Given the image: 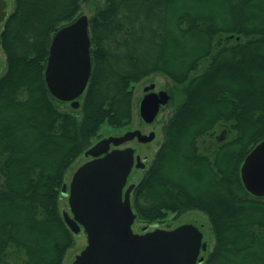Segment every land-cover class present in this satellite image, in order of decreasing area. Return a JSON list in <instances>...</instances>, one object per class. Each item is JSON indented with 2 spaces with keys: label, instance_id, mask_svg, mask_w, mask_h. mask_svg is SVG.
Listing matches in <instances>:
<instances>
[{
  "label": "trees",
  "instance_id": "trees-1",
  "mask_svg": "<svg viewBox=\"0 0 264 264\" xmlns=\"http://www.w3.org/2000/svg\"><path fill=\"white\" fill-rule=\"evenodd\" d=\"M82 3L92 69L75 109L44 71ZM0 48V264H62L75 236L59 210L66 172L103 124H130L132 85L152 74L180 99L132 185L137 219L202 211L214 237L202 264H264V197L240 175L264 138V0H13Z\"/></svg>",
  "mask_w": 264,
  "mask_h": 264
},
{
  "label": "water",
  "instance_id": "water-1",
  "mask_svg": "<svg viewBox=\"0 0 264 264\" xmlns=\"http://www.w3.org/2000/svg\"><path fill=\"white\" fill-rule=\"evenodd\" d=\"M7 7V0H0V25L8 15ZM90 49L85 14L57 29L49 46L44 71L47 88L57 100L69 102L75 109L91 74ZM154 88V84L145 86L139 102V115L145 123H152L171 99L167 90ZM154 137L153 131L130 130L104 138L84 152L90 159L73 172L68 188H62L70 211H62L64 221L74 235L84 232L87 240L72 264L202 263L200 253L207 249V242L192 223L133 231L137 215L131 205L132 185L127 186V181L133 167L145 169V158L135 155L133 147L119 145L134 138L147 143ZM240 175L250 194L264 197V138L245 156Z\"/></svg>",
  "mask_w": 264,
  "mask_h": 264
},
{
  "label": "rangeland",
  "instance_id": "rangeland-1",
  "mask_svg": "<svg viewBox=\"0 0 264 264\" xmlns=\"http://www.w3.org/2000/svg\"><path fill=\"white\" fill-rule=\"evenodd\" d=\"M7 12L10 13L13 8V0H7ZM80 12L82 14L87 15L90 17L93 13V8L89 4L82 3ZM6 68L5 63V56L0 48V76L4 73ZM201 69V68H200ZM150 84L155 85V90H168L171 94V91L169 90L171 87H173L170 80L161 75V74H152L149 75L142 80H140L137 83H134L132 85V91H133V111H132V120L130 124L123 128H112L108 126L107 124H103L99 131H98V137L94 138L92 140V145L97 143L98 141L107 138L109 136H119L124 134L126 131L130 130H136L139 129L143 133L148 134L149 132L153 131L155 132V138L147 143H139L136 140L126 142L124 145L120 146L123 147H133L135 149V154H138L141 159H144L145 166L148 167L154 157V154L156 153L157 149L163 142V127L166 121L169 119L170 115L172 114L174 110V106L179 101L180 95H175L170 102L161 107L159 114L157 115L156 119L149 124H142L141 118L139 116L138 108H139V102L143 96V89L145 86H148ZM178 93V92H177ZM60 108L63 110H70L69 103H60ZM220 135V129L217 128V134L216 137ZM91 145V146H92ZM90 146V147H91ZM89 156H85L84 153L78 156V158L73 162L71 167L67 170L65 175V181L64 185L68 188L69 182L71 180L73 172L84 162L89 160ZM145 167V168H146ZM144 175V171L141 169L133 168L127 181V186L136 184L141 177ZM59 210L62 212L63 210L69 211V205L67 197L63 194L60 197L59 201ZM184 223H192L199 227L201 232L203 233V240L207 242V250L204 252L201 251L200 256L203 258L206 257L207 253L211 251L214 243V237L210 228V223L208 220V217L205 213L199 210H188L184 213H181L179 215H176L174 213H168L166 218L163 221L156 222L153 224H146L138 219L134 222L132 228L133 231L136 233H141L144 227H148V229H154L156 228H174L178 225L184 224ZM87 243L86 237L84 233H81L80 235L74 236V244L72 247H70L64 256L62 264H72L74 261V257L76 254L80 252Z\"/></svg>",
  "mask_w": 264,
  "mask_h": 264
},
{
  "label": "flooded vegetation",
  "instance_id": "flooded-vegetation-1",
  "mask_svg": "<svg viewBox=\"0 0 264 264\" xmlns=\"http://www.w3.org/2000/svg\"><path fill=\"white\" fill-rule=\"evenodd\" d=\"M154 90H155V88H154ZM155 91H156V90H155ZM158 91H159V90H158ZM167 91H168V90H167ZM168 92H169V91H168ZM169 94H170V93H169ZM143 95H144V92H143ZM170 95H171V94H170ZM170 100H171V99H170ZM168 103H169V102H168ZM141 121H142V122H141L142 124H149V123H145L142 119H141ZM140 131H141V130H140ZM141 132H142V131H141ZM142 133H143V132H142ZM144 134H145V133H144ZM154 138H155V137H154ZM133 140H136L137 142H139L136 138H134V139H132V140H130V141H133ZM130 141H127V142H130ZM125 143H126V142H125ZM125 143L119 145V147L122 146V145H124ZM139 143H141V142H139ZM111 148H113L112 145H111ZM120 148H121V147H120ZM135 155H138V154H135ZM133 168H135V167H133ZM136 169H141V168H136ZM141 170H144V169H141ZM146 224H149V223H146ZM151 224H153V223H151ZM155 228H156V227H155ZM81 233H84V232H81ZM81 233H80V234H81ZM80 234H79V235H80ZM84 234H85V233H84ZM85 237H86V234H85ZM85 245H86V244H85ZM84 247H85V246H84ZM206 250H207V249H206ZM80 251H81V250H80ZM203 252H204V251H203ZM200 254H201V253H200ZM76 255H77V254H76ZM76 255H75V256H76ZM74 259H75V257H74ZM203 261H204V258H203ZM203 261H202V263H203ZM202 263H200V264H202ZM197 264H198V263H197Z\"/></svg>",
  "mask_w": 264,
  "mask_h": 264
}]
</instances>
